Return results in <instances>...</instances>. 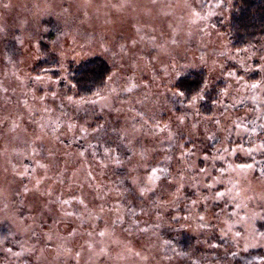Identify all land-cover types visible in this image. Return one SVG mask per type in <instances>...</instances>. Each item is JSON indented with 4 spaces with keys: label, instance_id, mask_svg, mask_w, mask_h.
<instances>
[{
    "label": "rangeland",
    "instance_id": "obj_1",
    "mask_svg": "<svg viewBox=\"0 0 264 264\" xmlns=\"http://www.w3.org/2000/svg\"><path fill=\"white\" fill-rule=\"evenodd\" d=\"M232 3L0 0V264H184L177 227L264 250V39L232 48ZM94 57L111 73L77 98L67 68Z\"/></svg>",
    "mask_w": 264,
    "mask_h": 264
},
{
    "label": "trees",
    "instance_id": "obj_2",
    "mask_svg": "<svg viewBox=\"0 0 264 264\" xmlns=\"http://www.w3.org/2000/svg\"><path fill=\"white\" fill-rule=\"evenodd\" d=\"M229 13V23L226 27L229 41L234 49H242L264 39V0H233ZM42 58L33 68V72L38 74L47 72V69L57 65V59L50 54L45 45L40 46ZM67 80L71 84L70 93L77 98L93 96L105 86L106 79L111 73V68L107 61L94 57L92 60L83 63L70 64L67 68ZM52 75L57 72L49 71ZM205 73L198 70L196 73H188L175 82V88L183 93L184 99H188L202 91L205 82ZM205 93L204 100L200 105L201 114L210 116L216 95L221 87ZM72 90V91H71ZM262 222V221H261ZM260 222V223H261ZM202 225V224H201ZM201 225L197 224L200 228ZM166 229V228H165ZM191 228L177 227L161 231V238L166 240L168 245L166 252L168 255L183 254L184 264H194L206 262V264H264V250L251 249L241 251L234 247L233 243L219 235L217 232H209L202 235L193 232ZM259 230L264 231V223L259 225ZM194 234L196 237L191 238ZM190 237V238H188ZM207 243L208 248L203 252L198 250V243ZM197 246V247H196ZM205 250V251H204Z\"/></svg>",
    "mask_w": 264,
    "mask_h": 264
},
{
    "label": "snow or ice",
    "instance_id": "obj_3",
    "mask_svg": "<svg viewBox=\"0 0 264 264\" xmlns=\"http://www.w3.org/2000/svg\"><path fill=\"white\" fill-rule=\"evenodd\" d=\"M179 95H183L182 92L178 93ZM199 96V93L196 94V96L193 97V101L196 99V97ZM250 167V166H249ZM153 171H155V169H153Z\"/></svg>",
    "mask_w": 264,
    "mask_h": 264
}]
</instances>
